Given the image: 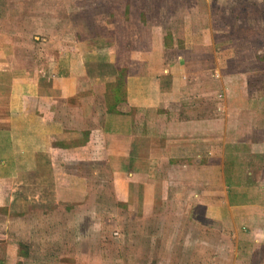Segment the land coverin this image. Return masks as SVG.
<instances>
[{
	"label": "crops",
	"instance_id": "1",
	"mask_svg": "<svg viewBox=\"0 0 264 264\" xmlns=\"http://www.w3.org/2000/svg\"><path fill=\"white\" fill-rule=\"evenodd\" d=\"M250 4L48 0L46 7L78 8L81 22L101 28L62 37L61 49L53 44L57 38L47 37L48 58L35 64L20 61L16 44L7 49L8 35L0 30V74L14 73L9 81L0 80V264L23 262L28 231L31 248L61 247L62 264L137 263L129 251L118 260L99 252L106 247L102 235L87 237L106 228L97 216L119 215L100 202L104 168L113 199L132 216L167 212L158 203L166 207L172 197L179 199L176 184L182 181L190 190L205 183L201 192L186 197L193 207L175 213L190 215L196 232L217 229L228 241L233 232L246 264L264 262V187L258 186L264 172L254 187H244L231 171L246 163L263 171L261 139L255 140L250 157L237 159V145L231 146L251 135L241 126L247 111L238 104L249 101L245 95L234 101L228 97L237 86L232 81L264 64L257 58L243 63L246 50L241 48L253 38L247 35L248 13L255 14L248 11ZM91 7H105L106 18L102 13L91 18L85 12ZM47 22L56 24L53 18ZM103 24L109 29L103 30ZM254 29L264 37V19ZM263 100L255 97L250 104L259 108ZM231 103L239 106L231 109ZM231 120L240 126L231 128ZM215 179L222 190H215ZM26 217H33L34 224H27ZM237 223L246 225L245 233L240 235ZM169 252L160 254L159 263L167 262L162 259Z\"/></svg>",
	"mask_w": 264,
	"mask_h": 264
},
{
	"label": "rangeland",
	"instance_id": "2",
	"mask_svg": "<svg viewBox=\"0 0 264 264\" xmlns=\"http://www.w3.org/2000/svg\"><path fill=\"white\" fill-rule=\"evenodd\" d=\"M4 1V4L6 5L0 6V16L2 21V23H0V30L8 35V40H5V44L8 43V45L5 46L9 49L16 44V54L19 56L20 61H25L30 64H35V62L40 63L42 60L48 58L44 56V49L47 48V45L43 44V41H45L47 37L48 39L57 38L53 44L60 43L58 49H61L62 37H76V35H84L86 32H93V28H101L98 24H91L86 21H84L86 23L81 22V19L83 18H80L79 20L78 8L72 7L63 9L56 6L46 7V2L48 0ZM248 3H253L250 4L253 5V7H249L248 11L251 12L255 10V14L251 16V14L248 13L247 35L250 34L253 38L246 40V42H244V48H241V50H246L243 57V63H247L252 59L254 60V58L260 59L264 62V37L254 34L257 33L254 28L258 23V20L264 19V0H253V2L252 0H248ZM258 7H261L262 9H259ZM105 9V7H91L87 8L85 12L91 13V18L93 19L96 18L95 15L102 13V16L104 15L105 19V15L107 14V12H104ZM64 14L66 15L64 16ZM52 18L56 24H50L47 22L48 19ZM64 19H67L71 23H65ZM102 27L103 30L109 29L108 25L105 24H103ZM110 27L112 26L110 25ZM69 41L71 43L80 42L79 39H69ZM241 44H243V42H241ZM11 52L12 50H10V53ZM255 55L257 56L255 57ZM8 62L7 59V63ZM242 67L246 68V66ZM13 76L14 73L12 72H4L0 74V80L6 82L13 78ZM240 79L241 80H238V77L233 79L232 83H234V86H237L233 87L235 90H233L232 93L231 91L228 93V97L232 95L234 101V99L238 98L240 95H245V100L249 101V103L244 102L238 104L242 105V108H240L241 110L243 109L244 111L246 109L247 111L245 119L244 114L242 113L243 119H241V121L243 124L241 126H244L249 131L247 134L251 135L241 137L240 141L232 142L231 146L237 145L235 146L238 148L236 153L237 159L239 157H250L254 155L255 140L261 139V143L259 142L257 144H261L262 146L260 162L263 164V171L261 168H256L259 167V165L249 167L247 163L244 165L245 167H236L231 171H233L234 176L237 179L241 180L244 187H254L258 183L256 181L260 176L259 174L264 172V102H262L258 108V105L250 104V101L255 97H264V64L261 69L260 67H257L256 70L252 67L247 75L240 76ZM238 81L241 83L239 84ZM238 104L231 103L229 106L231 109H235V106H239ZM228 123H230L229 126L231 128L240 126L238 120H231L228 121ZM256 130L258 135L255 136ZM257 149L259 150V148ZM242 160L246 161L245 158H242ZM241 164H244V162H241ZM103 172L104 191L102 193L103 199H101L100 202H102L104 209L110 208L112 213L119 212V215L112 216L104 213L102 216H97V222L102 223L106 228L101 232H97L95 235L93 232H87L88 239L94 240L98 235H102L103 238H105L106 247L104 246L103 251L101 250L102 247L100 244H97V247H101L100 250L98 249L99 252H102L109 257L110 255H114L118 260V255L124 254L125 256L129 251L136 254L138 257L139 263L134 262V264H246V255L242 256L241 248H238L237 246L239 239L235 238L236 236H234L233 232L230 234L231 241L224 238L221 232L217 229L212 233L196 232L192 230L193 227L191 226V223L194 220L190 215L175 213V211H177L176 209L180 207L182 210H187V208L193 207L192 205L190 207L187 204L186 197H189L194 190L201 192L205 183L197 184L196 186L199 187L190 190L189 185L182 181L176 184V191H178L177 195L180 197L179 199L172 197L170 202H166V207L162 203H158V207H161L162 209L167 208V212L161 215L132 216L125 205L117 203L113 199L108 170L104 168ZM220 185L221 183L215 179L213 185L215 190H222L223 188H220ZM258 186L264 187V183L259 182ZM254 195V193L250 194L253 198ZM176 201H179L180 204L179 202L177 204ZM39 203L42 204L41 201H39ZM25 219L26 223L29 225H32L35 222L33 217H26ZM91 219L93 218L91 217ZM237 224V231L240 235L245 233L246 225L243 223ZM30 229L31 227L28 226L27 230ZM115 231H120L121 236H118L119 234L114 235ZM56 234H54L53 237H55ZM41 235H43L42 238L44 240L40 243H45V241H47V238L45 237L46 234ZM149 242L151 244L155 243L154 247L151 248ZM31 243H34V241L32 240L31 242L28 231L24 234V240L22 241L23 246L21 249L22 252H28V255L24 258L21 264H62L59 256L62 252L61 247H45L44 249L41 247L31 248ZM147 243H149V247ZM207 243H209V246ZM210 243L214 244L212 251ZM166 250H169L170 252L164 257L165 259H162V261L167 260V262L159 263L160 254H163ZM69 252L73 255L72 252H75V249L70 247ZM68 257H70L69 260H71L72 256ZM114 257L111 259H114ZM122 257L123 256L121 255V258ZM145 257H147V262L144 259ZM263 258L264 255L262 254V259ZM148 259L150 260V263ZM248 261H250V259H248ZM71 263L73 262L71 261L66 264ZM257 264H264V262L259 261Z\"/></svg>",
	"mask_w": 264,
	"mask_h": 264
},
{
	"label": "trees",
	"instance_id": "3",
	"mask_svg": "<svg viewBox=\"0 0 264 264\" xmlns=\"http://www.w3.org/2000/svg\"><path fill=\"white\" fill-rule=\"evenodd\" d=\"M123 89V88H122ZM121 96V95H120Z\"/></svg>",
	"mask_w": 264,
	"mask_h": 264
}]
</instances>
